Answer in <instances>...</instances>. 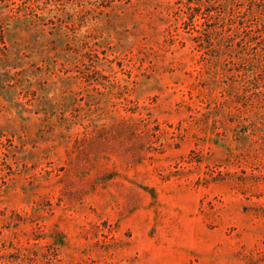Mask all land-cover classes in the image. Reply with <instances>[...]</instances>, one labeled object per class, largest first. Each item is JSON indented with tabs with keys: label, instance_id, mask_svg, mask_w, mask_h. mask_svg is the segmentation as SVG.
<instances>
[{
	"label": "rangeland",
	"instance_id": "rangeland-1",
	"mask_svg": "<svg viewBox=\"0 0 264 264\" xmlns=\"http://www.w3.org/2000/svg\"><path fill=\"white\" fill-rule=\"evenodd\" d=\"M0 264H264V0H0Z\"/></svg>",
	"mask_w": 264,
	"mask_h": 264
}]
</instances>
